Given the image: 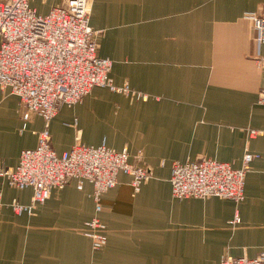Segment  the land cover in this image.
<instances>
[{
  "label": "crops",
  "instance_id": "crops-1",
  "mask_svg": "<svg viewBox=\"0 0 264 264\" xmlns=\"http://www.w3.org/2000/svg\"><path fill=\"white\" fill-rule=\"evenodd\" d=\"M30 3L46 13L62 0ZM251 11L263 14L264 0H90L96 53L112 60L114 84L149 99L95 86L48 122L49 144L61 154L77 137L86 145L105 141L126 148L130 162L141 149L151 178L135 193L130 176L119 173L99 212L92 184L78 189L71 179L28 215L10 203H29L32 189L10 187L0 176V264H217L225 256L264 253V103L257 102L264 68L256 60L264 45L257 49L252 22L243 18ZM20 112L18 96L0 89L5 166L34 148L44 129L43 118L33 115L21 131ZM97 114L99 122H92ZM246 150L259 157L245 176L242 201L172 196V162L209 158L239 168ZM94 217L106 226L99 250L82 233Z\"/></svg>",
  "mask_w": 264,
  "mask_h": 264
},
{
  "label": "built area",
  "instance_id": "built-area-1",
  "mask_svg": "<svg viewBox=\"0 0 264 264\" xmlns=\"http://www.w3.org/2000/svg\"><path fill=\"white\" fill-rule=\"evenodd\" d=\"M32 0L0 1V89H9L21 105V131L33 115L43 118L44 129L37 134V145L21 151L15 166L0 162V176L10 187L32 189L29 203L13 199L16 214L34 215L53 189L64 187L75 179L77 188L83 182L92 184L91 197L95 211L102 209V195L117 183L119 173L129 175L135 193L151 178L150 168L140 164L142 150L129 161L126 148L116 150L105 141L97 146L76 142L57 154L50 146L48 122L63 106L72 107L95 87H105L135 100L147 101L149 95L131 89L127 84H114L109 73L112 60L99 57L98 31L89 22L90 0H62L46 13H38ZM45 2L46 0H40ZM252 22L257 49L264 45V13L245 12ZM258 66L264 68V55L258 52ZM257 102L264 103V88ZM76 120L73 126H76ZM257 131L250 130L254 135ZM258 153L246 150L239 168L209 158L172 162L171 194L177 199L221 197L240 202L244 199V182ZM0 191V207L2 205ZM239 221L236 216L229 223ZM82 233L90 238L94 250L107 242L106 226L97 217L87 221ZM217 264H264V253L254 258L225 256Z\"/></svg>",
  "mask_w": 264,
  "mask_h": 264
},
{
  "label": "rangeland",
  "instance_id": "rangeland-1",
  "mask_svg": "<svg viewBox=\"0 0 264 264\" xmlns=\"http://www.w3.org/2000/svg\"><path fill=\"white\" fill-rule=\"evenodd\" d=\"M99 120H100V114H97L92 119V122H99ZM87 121H88V118H87ZM92 127L96 130L98 134H101V135L103 134V128L101 126L94 125Z\"/></svg>",
  "mask_w": 264,
  "mask_h": 264
}]
</instances>
